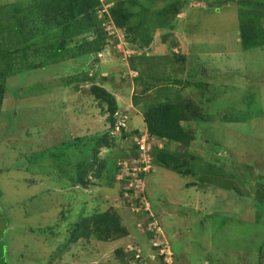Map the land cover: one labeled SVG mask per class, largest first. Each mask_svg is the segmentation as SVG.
Listing matches in <instances>:
<instances>
[{
	"label": "rangeland",
	"instance_id": "rangeland-1",
	"mask_svg": "<svg viewBox=\"0 0 264 264\" xmlns=\"http://www.w3.org/2000/svg\"><path fill=\"white\" fill-rule=\"evenodd\" d=\"M8 1L0 0V4ZM101 1L106 9L111 0ZM172 1L177 0H156L153 6L160 8ZM181 1L185 4L165 43L156 32L149 48L135 52L120 31L107 25L116 41L110 39L109 46L96 58L67 60L48 70L47 75L53 81L89 66L87 71L92 73L93 66L99 72L95 75L97 82L114 91L120 102L118 124L128 127L132 117L133 124L144 127L142 103L148 102V97L163 101L176 93L163 86L176 88L187 100L198 101L197 84L190 85L199 81V76L193 75V69H197L202 80L211 82L201 99L207 120L185 125L195 133L190 144L195 155L211 161L214 157L221 167L219 172L212 170L217 180L203 187H185L186 178L151 164L150 147L177 149L174 143L156 137L150 138L147 152L132 160L129 153L134 138L119 139L115 128L111 148L124 152L125 158L112 156L120 165L112 186L90 175L86 188L64 187L63 180L73 176V164L86 158L89 138L107 128L105 115L91 107L94 102L83 88L40 94L33 89V94H28L27 90H18L27 78H10L0 111V229L4 230L0 241L6 251L0 264H161L160 253L171 254L166 264H257L258 246L264 242V47L241 51L235 0L217 9L207 5L215 0ZM259 22L264 29V14ZM131 55L143 58L134 63ZM176 55L181 57L180 63ZM179 66L183 67L180 73ZM188 74H192L189 86L173 84L174 77L185 80ZM42 76L43 70L39 79ZM140 76L168 80L160 78L159 86L151 81L154 85L146 92L148 96L133 106L130 95L150 86L149 81H140ZM113 87L129 91L128 97ZM12 89L19 93L12 95ZM249 94L260 103L247 109L243 97ZM231 110L249 113L246 122H228L224 117ZM74 138L78 139L72 143ZM107 152L101 148L100 156ZM143 165L147 172L138 179L137 172ZM80 201L86 202L88 209L98 205L116 211L128 234L105 242L80 240L57 251L72 210L75 218ZM61 209L66 218L57 215ZM27 227L37 228L25 232ZM45 235H50L48 242ZM154 244L162 247L151 249ZM116 249H122L123 257L116 255Z\"/></svg>",
	"mask_w": 264,
	"mask_h": 264
},
{
	"label": "trees",
	"instance_id": "trees-1",
	"mask_svg": "<svg viewBox=\"0 0 264 264\" xmlns=\"http://www.w3.org/2000/svg\"><path fill=\"white\" fill-rule=\"evenodd\" d=\"M155 1L111 0L108 2L110 4L106 9H103L101 0H9L0 4V111L7 96L8 80L21 75L22 77H18L20 80L27 78L28 81L23 84L24 87L18 90H27L29 91L28 94H33L31 92L33 89L39 91L35 94H40L59 89L74 92L83 88L86 92L85 95L90 96L94 102L91 103V107H94L101 115H105L104 121L107 128L89 138L90 146L87 148L86 158L73 164V176L69 180H63L64 187L86 188L89 184L88 177L90 175H95L108 187L112 186L113 179H115V175L120 169L119 161L112 156H120V160L125 158L124 152L112 151V131L115 128L119 131V139L134 138L129 153V158L133 156L132 160L138 158V154H142L138 144V140L142 136L147 135L149 139L156 137L165 140L168 144L174 143L177 149H170L166 146L150 147L151 164L172 170L186 178L185 187H196L197 185L203 187L206 183L208 184V181L214 183L217 180L212 175V170L216 169L219 172L221 167L215 164L214 157L211 161L202 160L199 155H195V152L190 149V144L195 139V133L185 125L186 122L190 121L202 122L207 120L201 99L204 97V90L211 82L202 80L197 69H193V75L197 74L199 76L197 83L194 81L191 83V80L188 81L192 74H188L185 80L179 79L178 76L174 77L172 82L173 84L178 83V85L185 86H189L190 83V85L197 84L199 95L196 99L198 101L187 100L180 93H177L176 88L163 86L166 90H175L176 93L163 101H157L155 96L151 99L148 97V102L142 103L141 111L144 127L133 124L132 117L127 122L128 127L125 124H118L120 102L112 93L114 91H109L108 87L97 82L95 75L99 72L93 66L92 73L87 71L89 66L80 71L74 70V73L66 74L64 77L60 76L53 79V81H51V76L47 75L48 70L55 65L64 63L67 60L82 61V59L88 57H95L109 46L110 39L114 38V41H116V35L109 34L107 25H110L116 31H120L123 40L135 52L147 48L156 32L159 33L161 41L165 43L167 35L175 27L177 16L180 13L179 9L181 10L185 2L181 0L166 2L162 7L156 8L153 6ZM195 1L200 3L201 0ZM228 1L230 0H215L207 2V5L214 6L217 9L219 5ZM235 2L238 21L237 41L241 51L248 52L251 49L264 47V29L259 22L260 16L264 14V0H235ZM170 45H167V47L170 48ZM139 57L143 58L142 55H139ZM139 57L131 55L130 60L131 62H137V58L140 59ZM178 57L180 56L176 55L175 58L180 63ZM165 59L168 60L166 57ZM42 70L45 76L39 79ZM177 71L180 73L183 71V67L179 66ZM32 74L36 75L35 78ZM147 76H140L139 79L144 82L149 81L150 86L145 87L148 89L145 90L144 88L145 91L142 93H135L129 97L133 106L134 104L138 106L139 100L144 95L148 96L146 92H148L149 87H152L154 83L158 85L157 82L163 77L153 79V77ZM155 76L159 77L157 74ZM162 80L166 81L168 79L164 78ZM151 81H154V83ZM87 84H89V87L85 89L84 86ZM112 89L117 90L123 97L129 95V91L124 92L122 90L121 92L115 87ZM18 90L12 89L11 94L17 95ZM259 103L255 95L249 94L243 97V104L246 105L247 109L249 106L259 105ZM226 113L228 114L224 118L228 122L238 123L246 122L249 114L244 110H231ZM77 139L74 138L72 143L76 142ZM68 143L70 144V142ZM101 148L108 149L105 156H100ZM144 163L147 166L148 163L146 161ZM223 165L221 164V166ZM145 166L142 171L137 172L136 178L144 177L147 172L144 170ZM129 178L126 177V180ZM59 180L56 182L57 184ZM208 186L206 185L204 189ZM127 190L130 192V189ZM71 197L74 199V195ZM71 197L66 196L68 200ZM1 203L2 201H0V205ZM73 212L74 210H72V218L68 221L65 229V237L63 240H59V242H62L59 246H56L57 251H61L63 247L71 243H77L80 240L86 242L91 238H95L105 242L119 239L128 234L127 228L122 224L121 216L111 208L101 209L97 205L88 209L86 202L80 201L76 209L77 213L74 214L76 215L75 218ZM64 213V209H61L57 215L66 218ZM145 213L149 217L151 216L148 211ZM48 227L50 226L48 225ZM28 228L32 231L36 230L37 227H27L23 230L27 232ZM49 230L51 231L52 228ZM3 231L1 228L0 234ZM146 232L149 236L152 235V232ZM38 233L42 232L38 231ZM51 233H54L53 230ZM49 236L45 235L47 242ZM52 246L55 247L54 244ZM161 247L158 244L151 245V249L158 250ZM263 248L264 242L258 246L257 264H263ZM4 253L6 251L0 241V261L5 260L2 255ZM115 253L118 257L124 255L122 249H116ZM168 256L171 257V254H158L161 264L167 263L166 257ZM172 258L176 260L173 253Z\"/></svg>",
	"mask_w": 264,
	"mask_h": 264
},
{
	"label": "built area",
	"instance_id": "built-area-1",
	"mask_svg": "<svg viewBox=\"0 0 264 264\" xmlns=\"http://www.w3.org/2000/svg\"><path fill=\"white\" fill-rule=\"evenodd\" d=\"M148 141H147V137H142L139 141V149L141 150L142 153H145L148 151V149H146L148 147Z\"/></svg>",
	"mask_w": 264,
	"mask_h": 264
},
{
	"label": "clouds",
	"instance_id": "clouds-1",
	"mask_svg": "<svg viewBox=\"0 0 264 264\" xmlns=\"http://www.w3.org/2000/svg\"><path fill=\"white\" fill-rule=\"evenodd\" d=\"M139 53H140V52H138V54H139ZM140 54H141V53H140ZM145 136L147 137V139H149L147 135H144V136H142V137H145ZM142 137H141V138H142ZM138 141H139V140H138ZM147 141H148L149 143H151V142H150V139L147 140ZM148 230H150V228H148ZM132 252H133V255L136 254L135 251H132ZM136 255H138V254H136ZM135 258H138V256H136Z\"/></svg>",
	"mask_w": 264,
	"mask_h": 264
}]
</instances>
